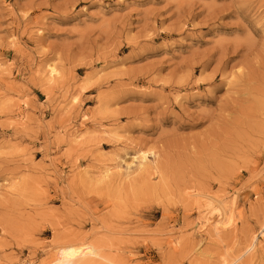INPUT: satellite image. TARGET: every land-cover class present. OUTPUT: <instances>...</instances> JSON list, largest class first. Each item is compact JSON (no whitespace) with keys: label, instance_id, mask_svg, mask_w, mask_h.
I'll return each mask as SVG.
<instances>
[{"label":"rangeland","instance_id":"obj_1","mask_svg":"<svg viewBox=\"0 0 264 264\" xmlns=\"http://www.w3.org/2000/svg\"><path fill=\"white\" fill-rule=\"evenodd\" d=\"M262 227L264 0H0V264H264Z\"/></svg>","mask_w":264,"mask_h":264},{"label":"bare ground","instance_id":"obj_2","mask_svg":"<svg viewBox=\"0 0 264 264\" xmlns=\"http://www.w3.org/2000/svg\"><path fill=\"white\" fill-rule=\"evenodd\" d=\"M49 68V70H48V77H52L53 75H54V73H55V70H54V68L53 67H48ZM57 74V73H56ZM55 74V75H56ZM54 78V77H53ZM50 79V78H49ZM50 81V80H49ZM75 100V99H74ZM78 138V136H75L73 139H77ZM72 140V139H71ZM145 157H142L141 158V161H142V163L141 164H139V166H142V167H144V162H145ZM147 166V165H146ZM107 167V166H106ZM140 168V167H139ZM151 168V167H150ZM142 170V169H141ZM109 169H105V170H103L102 171V176L104 177V179L107 177V176H109ZM106 180H107V178H106ZM203 205H204V207L203 208H205L207 211H208V214L210 215V217H207L206 218V216L203 218V222L199 225L200 227L198 228V230L199 231H204L207 227V225H210V224H213V230H214V232L216 231V232H218V230L220 229V228H222L223 229V227L225 228V227H227L228 225H230L231 223H229V222H223L222 220H223V217L225 216V205L224 206H221V203L219 202V203H217V202H215L214 200H212L211 198L210 199H205V201L203 202ZM203 208H202V210H203ZM205 211V210H204ZM208 216V215H207ZM214 216H216V218L215 219H213L212 220V218L214 217ZM5 221V220H4ZM206 227V228H205ZM7 230V229H6ZM27 230V229H26ZM15 232V231H14ZM12 233V232H11ZM260 234L262 235V236H264V227H262V229H261V232H260ZM11 238V237H10ZM16 238V237H15ZM253 240H252V242H251V245H250V248L253 246V241L256 239V237H254V238H252ZM16 240V239H15ZM20 246V245H19ZM252 249V248H251Z\"/></svg>","mask_w":264,"mask_h":264}]
</instances>
